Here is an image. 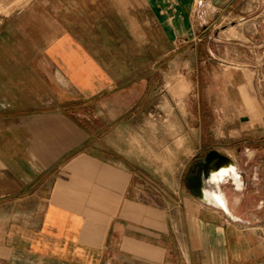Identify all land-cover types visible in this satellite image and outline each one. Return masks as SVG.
Here are the masks:
<instances>
[{"label": "crops", "instance_id": "crops-1", "mask_svg": "<svg viewBox=\"0 0 264 264\" xmlns=\"http://www.w3.org/2000/svg\"><path fill=\"white\" fill-rule=\"evenodd\" d=\"M192 2L0 4V264H264V97L253 77L232 75L216 103L221 120L231 106L239 121L231 149L212 147L241 175L242 189L222 187L227 207L201 201L211 148L183 141L164 162L157 149L144 159L159 129L143 127V57H159V26L191 39ZM144 34L154 48L144 51Z\"/></svg>", "mask_w": 264, "mask_h": 264}, {"label": "rangeland", "instance_id": "rangeland-1", "mask_svg": "<svg viewBox=\"0 0 264 264\" xmlns=\"http://www.w3.org/2000/svg\"><path fill=\"white\" fill-rule=\"evenodd\" d=\"M248 1L242 9L230 12L216 9L210 0H193L190 40L180 34L170 40L159 26V57H143L144 81H148L142 96L143 127L159 129L158 136L144 138V144L152 141L155 150L149 153L146 147L144 159H155L157 149L164 162L166 146H182L183 141L202 155L212 147L231 149L236 144L237 138L229 134L239 127L236 108L226 107L221 114L226 118L219 117L216 103L221 88L232 75L239 83L253 77L256 91L252 88V92L264 97V0ZM149 48L154 46L144 34L143 49ZM232 92L239 95L237 89Z\"/></svg>", "mask_w": 264, "mask_h": 264}, {"label": "clouds", "instance_id": "clouds-1", "mask_svg": "<svg viewBox=\"0 0 264 264\" xmlns=\"http://www.w3.org/2000/svg\"><path fill=\"white\" fill-rule=\"evenodd\" d=\"M246 153L248 159L251 160L254 157V152L252 150H246ZM230 181L235 182V187L238 190L243 188L241 175L235 163L223 166L211 172L208 178L203 180V199L201 201L209 205L216 203L221 204V202L223 204L227 203V197L222 187Z\"/></svg>", "mask_w": 264, "mask_h": 264}, {"label": "water", "instance_id": "water-1", "mask_svg": "<svg viewBox=\"0 0 264 264\" xmlns=\"http://www.w3.org/2000/svg\"><path fill=\"white\" fill-rule=\"evenodd\" d=\"M233 163L234 160L230 155L218 150L217 148H211L210 150H208L202 162L204 176L208 178L211 172Z\"/></svg>", "mask_w": 264, "mask_h": 264}, {"label": "bare ground", "instance_id": "bare-ground-1", "mask_svg": "<svg viewBox=\"0 0 264 264\" xmlns=\"http://www.w3.org/2000/svg\"><path fill=\"white\" fill-rule=\"evenodd\" d=\"M218 204H219V205H221L220 203H218ZM223 206L227 207V206H226V203H225V204H223Z\"/></svg>", "mask_w": 264, "mask_h": 264}, {"label": "snow or ice", "instance_id": "snow-or-ice-1", "mask_svg": "<svg viewBox=\"0 0 264 264\" xmlns=\"http://www.w3.org/2000/svg\"><path fill=\"white\" fill-rule=\"evenodd\" d=\"M221 207H223V203L221 202Z\"/></svg>", "mask_w": 264, "mask_h": 264}]
</instances>
